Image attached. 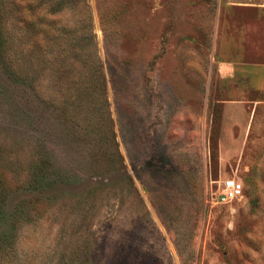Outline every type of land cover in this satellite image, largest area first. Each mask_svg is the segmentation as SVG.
<instances>
[{"label": "rangeland", "instance_id": "obj_1", "mask_svg": "<svg viewBox=\"0 0 264 264\" xmlns=\"http://www.w3.org/2000/svg\"><path fill=\"white\" fill-rule=\"evenodd\" d=\"M78 1L0 0V264H264V0H86L107 106L63 123Z\"/></svg>", "mask_w": 264, "mask_h": 264}, {"label": "trees", "instance_id": "obj_2", "mask_svg": "<svg viewBox=\"0 0 264 264\" xmlns=\"http://www.w3.org/2000/svg\"><path fill=\"white\" fill-rule=\"evenodd\" d=\"M59 1L61 0H48V9L54 13H57L59 9L63 7V4L59 3ZM79 3L83 5L82 8L86 12L84 15V21L80 25V29H78V31L74 30L72 32H63L61 36H53V39H50V43L55 45V52H53V54L57 53L56 59L57 65L58 61H60L59 66H61V63L64 65L67 61H70L71 64L68 62L65 64L67 65L66 67L72 66L74 63H81L82 56L80 50L78 49H80L82 45L90 47L92 50V55L89 56V58L85 60L82 63V66H80L78 69L70 68L71 74L73 76L72 78H69V81H67L68 83H65L64 86H60L62 87V90L59 91L60 95L55 99L53 104H49L43 99L39 101L44 105V107H46V109H48L49 112H54L58 117H60V121L63 123L67 119H70L68 116V110L70 108L69 105H73L75 109L78 107L80 109L85 105L81 102L87 101L91 109L96 107L99 109V113H101L100 109L105 111V107L107 106L105 78L101 62L97 55L95 36L93 35L92 30V17L86 0H80L75 5L78 6ZM101 22L102 25H105L108 21L106 20V17L104 18V16L101 15ZM103 31L106 61L111 71V81L114 84V79H116L118 74H123L122 72L125 71V67L122 65V58L118 53L119 49L117 47V40L114 39L116 38L114 31L110 32L107 29H103ZM26 55H29V53H26ZM116 67L119 69L117 75L116 73L114 74ZM22 72H25L27 77L29 76L26 70ZM57 72L61 77H65L67 74L66 71L60 68L57 70ZM33 82L34 80L32 79L30 83L33 84ZM24 107L29 108V106L26 105ZM111 132L113 134V130H111ZM104 154L101 150L96 149L89 155L91 159L98 163V161H101V159L104 157Z\"/></svg>", "mask_w": 264, "mask_h": 264}, {"label": "built area", "instance_id": "obj_3", "mask_svg": "<svg viewBox=\"0 0 264 264\" xmlns=\"http://www.w3.org/2000/svg\"><path fill=\"white\" fill-rule=\"evenodd\" d=\"M243 184L232 178H228L220 185L218 201L220 204L227 205L235 200L242 198Z\"/></svg>", "mask_w": 264, "mask_h": 264}]
</instances>
